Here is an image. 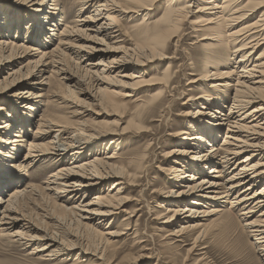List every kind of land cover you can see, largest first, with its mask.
<instances>
[{
  "label": "bare ground",
  "instance_id": "obj_1",
  "mask_svg": "<svg viewBox=\"0 0 264 264\" xmlns=\"http://www.w3.org/2000/svg\"><path fill=\"white\" fill-rule=\"evenodd\" d=\"M155 1L158 0L146 5L149 11L148 15H151L150 11H152ZM168 1H170V7L165 10L162 20L154 24V31L159 32L161 29H166L165 32H167L176 28L180 20V16L177 14L179 11L184 12V18L188 17L189 14L193 16L199 13L205 14L196 21L199 25L209 27L211 31V34H204L206 36L200 39V41H209V44H206L207 49H205L208 60L205 61L204 65L207 68L216 62L218 67L224 70L220 76L216 77L220 79L219 81L224 82L225 79L230 78L237 80L235 85H232L231 81L214 84L212 86L215 88L213 94L207 95L206 98L203 97V103H201L203 106L197 112V120L191 126V130L178 132L188 144H184L183 147L175 149L171 153L176 159L173 163L179 165L180 168L176 170V186L167 194L168 200H166V203L170 205L168 211L173 212L172 218L179 219L182 224H180L179 229L181 234H178L177 237L204 228L205 222H208L210 217L218 212L216 210H200L199 207L204 209L208 203L217 207L229 203L233 212H241L242 224L244 223L242 227L251 239L252 246L259 258L264 261V147L258 142L262 140L261 135L255 132L260 126V121L264 118V100L260 98V91L263 90L262 85L264 84L262 54L252 66H248L255 52L261 47L260 40L264 41V14L259 16L255 22L247 23L248 19L254 15L253 11L262 7V4L255 0H248L245 5H242L241 0H223L222 2H218L219 0ZM61 4L62 0H41L38 4L34 3L36 9L24 14L23 20L17 16L23 13L19 11L24 10V7L18 9L13 7L0 8V14H6V18L16 17L13 18L15 21L17 19L22 21L21 24H16L15 28H11L7 25V21H1L8 19L0 18V57L5 56V59L0 61V68L3 70L4 67H11L7 63L17 65L25 59L39 56V59L33 62V68L28 67V64L22 65L18 71L9 73L10 79H5L6 87L4 88L7 97L0 100V229L4 226L16 225L17 222L22 221L23 225L13 231L10 237L21 243L25 241L27 242L26 245L36 244L38 247L35 249V253L47 252L43 254V257L46 258L41 257V259H58L60 256L68 259L77 255L85 258L88 251L81 250V254H77L76 245L78 244L74 246L73 244L69 245V243L65 244V241L59 242L55 235L45 234L41 238H36L29 234L31 231H38V228L24 216L23 208L29 202L28 195H36L38 190L27 187L28 190L20 186V181L14 179L11 168H5L6 164H10L11 160L14 159V155L16 156L21 152L20 145L26 144L28 146L22 162H31L25 166L21 162L18 166L26 173L39 157L52 155L56 161L60 157V159L65 158L73 151L70 166L59 169L52 176L54 181L48 183L45 190L53 191L55 194L70 195L69 199L77 200V202L80 198H86L88 194L100 192L103 183L114 176L118 177L122 171L121 168L114 165L118 159L116 152H113L112 155L104 153L102 156L100 154L102 157H99L97 156L98 153H94L96 150L92 149L98 144L97 142L104 139L105 134L100 135L98 132L89 130L83 135L80 131L85 130L81 128L76 130L77 132L74 130L71 132L68 126L63 124L61 118L56 114L52 115L51 105L47 113L43 114L40 120H37V130L32 137L33 139L27 141L29 136L25 131L27 126L32 125L29 120L30 116H28L30 113L26 115V112L21 109L29 112L36 111L34 106L36 103L38 105L43 104L46 96L35 92L41 91L46 86L50 87L55 79L57 80L55 82L64 81L79 91L85 77L88 78L87 75L89 78L90 76L94 78L95 89L93 91L95 93L93 95L88 94L84 90H80L79 93L85 97L88 96L93 103L100 105L104 101L100 98L103 92L97 88V82L110 80L119 84L116 81L118 78L128 80L132 77H141L143 75L141 67L145 66L137 59V52H139L137 47H125L126 34L131 35V33L129 29L124 31L121 23L130 14L142 10L137 0H133L131 3H124L120 0H75V5L79 6L81 12L91 9V13L81 19H76L72 24H66L65 20H61L64 23L61 22L58 25L53 20L52 15L56 10L59 11ZM70 12L71 10H69ZM250 14L252 15L250 16ZM145 20L146 18L138 26L142 25ZM48 21L53 22L51 23L52 28L49 29V32L53 33L51 38H59V44L54 48H51L52 44L48 40L50 35L45 32V24ZM60 25L62 26L61 29ZM238 25L241 27L233 31ZM24 28L27 29L25 35ZM14 33L16 39L24 36L28 39L26 43L31 42L39 45L41 41H45L47 47H28L24 44L18 46L4 40V37L11 36V34L15 35ZM168 33L170 36L173 35L171 31ZM74 43H80V45H74ZM49 44L51 46H48ZM67 52H70L69 54L75 60L74 63L76 62L75 64L79 65L81 72L84 73L85 76L80 75L82 79L65 68ZM111 53L117 54V56L110 59ZM96 56H100V60L92 61L91 59ZM234 57H239V59L236 65L232 66ZM203 60L202 58L195 64L201 65ZM84 64L86 65L83 67ZM224 67L227 68L224 69ZM229 67L235 69H229ZM226 69L230 71H226ZM204 77L203 81L207 82L210 77L209 73L205 74ZM234 86L237 87L235 88V95L231 100H227L228 97L224 96L223 91L228 92L230 87ZM10 88L11 91L8 92ZM14 89H19L15 95H13ZM59 93L56 90L53 91L49 98L51 103L69 106L71 100L60 96ZM256 101L263 102V104L249 109V106ZM19 104L22 105V108ZM73 104H75V111L71 113V116L83 120L86 113L90 111L84 109L87 108V104L81 100L77 103L72 102ZM14 128H17V131H14L13 134ZM224 128H227L224 140L219 145L217 142ZM244 133L247 134L244 136L246 141L242 139ZM54 134L57 135L51 137ZM62 134L67 136L61 138ZM187 134H190L188 135L189 138H185ZM82 135L87 140L74 144L76 138ZM46 138L52 140L48 144L45 143L47 148L42 143H37ZM117 142L118 139H113L114 145ZM206 145L208 146L207 149L203 150ZM104 146L107 147L108 145H101V148ZM200 150L201 152H199ZM246 154L248 155L244 157ZM209 166L208 176L203 177ZM184 170L187 172L192 170L193 172L189 174ZM120 179L113 183L107 198L104 199L96 194L84 205H82L83 202L80 204L83 207L80 211L86 214L85 217L81 216L80 218L87 220L86 223H81L82 221L79 220L84 225V230L92 231L98 236V232L90 224L102 225V222L114 215L116 208L114 209L112 205L108 204L106 199L112 201L124 189L126 180ZM179 181L181 183H177ZM14 185L17 187L8 193L7 197H2L4 192ZM51 185L55 186L51 187ZM178 187L181 188L178 189ZM123 202L120 201L119 205ZM75 209L78 210L79 208L76 207ZM228 222L229 226H233V218L230 217ZM29 224L32 225L29 226ZM25 227L27 230H22ZM202 235L199 234L195 242ZM106 241L109 242L110 240L106 239Z\"/></svg>",
  "mask_w": 264,
  "mask_h": 264
},
{
  "label": "rangeland",
  "instance_id": "obj_2",
  "mask_svg": "<svg viewBox=\"0 0 264 264\" xmlns=\"http://www.w3.org/2000/svg\"><path fill=\"white\" fill-rule=\"evenodd\" d=\"M40 1L0 0V8L13 7L18 9L24 7V10L19 11L23 13L17 16L23 20L24 14L36 9L34 3L38 4ZM120 1L124 3L133 2V0ZM153 1L137 0L142 10L130 14L124 21H121L124 31L129 29L131 33V35L126 34L125 47H137L139 49L137 59L145 64L144 67H141L143 70L141 77H132L128 80L118 78L116 81L119 84L110 80L97 82V88L103 92L100 98L104 101L100 105L93 103L88 96L85 97V95L79 93L80 90L92 95L95 93L93 91L95 89L93 77L90 76L89 78V75H87L88 78L85 77L84 84H81L79 91L64 81L55 82V79L50 87L46 86L41 91L35 92L46 96V99L42 102L43 104L38 105L36 103V106H34L36 111H31V113L21 109L26 112V115L30 113L28 115L30 118H28L32 125L27 126L25 131L29 136L27 141L33 139L32 137L37 130L36 122L41 119L43 114L47 113L50 105L52 115L56 114L61 118L63 124L67 125L71 132L81 128L85 130L80 131L83 135L89 130L98 132L100 135L105 134L103 140L96 141L98 143L96 146L100 148L94 146L92 149L96 150L94 153H98L97 156L99 157H102L104 153L112 155L113 152H116L118 159L114 162V165L121 168L122 174L118 177L114 176L103 183L100 192L88 194L86 198H80L77 202V200L69 199L70 195L55 194L53 191L45 190L48 183L54 181L52 176L59 169L70 166L73 151L65 158L60 159V157L56 161H54L52 155L39 157L26 173L18 167L28 148L26 144H21V152L16 156L14 155V159L11 160L10 164L5 166V168H11L14 179L20 181V186L28 190L27 187H33L39 192H36V195L29 194L27 197L29 202L23 208L24 216L38 228V231H31L29 234L36 238H41L45 234L55 235L58 237L59 242L65 241V244L69 243V245L73 244L74 246L78 244L76 245L78 248L77 254H81V250L88 251V254L85 255V258L77 255L68 259L63 258V256L58 259H41V257L46 258L43 257V254L47 252L35 253V249L38 247L36 244L26 245L27 242L22 241L21 243L10 237L13 231L23 225V222L19 221L16 225H8L0 229V264H264L242 227L244 223L242 224L241 212H233L229 203H224L220 207L211 206L209 203L208 205L204 204L207 206L204 209L199 207L200 210H216L218 212L213 214L208 222H205L206 226L204 228L177 237L178 234H181L179 231L181 222H179V219L172 218L173 212L168 211L170 205L166 203V200H168L167 194L176 186V170L180 168L179 165L173 163L176 159L171 153L175 149L183 147L184 144H188L178 132H189L191 130V126L197 120V112L203 106L201 105L203 97L206 98L207 95L213 94L215 88L212 86L214 84L231 81L230 83L235 85L237 80L236 78H230L225 79L224 82L219 81L220 79L216 77L220 76L224 70L219 68L216 62L214 65H210L212 67L206 68V65H204L205 61L208 60L205 49H207L206 44H209V41H200V39L211 34V31L209 27L199 25L196 21L205 14L199 13L194 16L189 14L188 17L184 18V12L179 11L177 14H179L180 20L176 28L167 32H165L166 29H161L157 32L154 31V24L162 20L165 10L170 7V1H155L152 11H150L151 15H148L149 11L146 5ZM222 1L219 0L218 2ZM255 1L261 2L262 7L253 11L254 15L250 14L252 16L248 19V24L255 22L259 16L264 14V0ZM241 2L242 5H245L248 0H241ZM69 10H71L70 13ZM7 13L9 15V12ZM89 13H91V9L81 12L79 6L75 5V0H62L59 11L56 10L52 16L58 25L64 20L66 24H72L76 19H81ZM2 17L6 18L7 15L2 13L0 18ZM13 18L16 17H9L6 18L8 20L1 21H7V25L11 28H15L22 23V21H18V19L15 21ZM144 18H146L145 22L138 26ZM51 23L53 22L48 21L45 24V32L50 35L48 40L52 44V46L50 44L48 46L54 48L59 44V38H51L53 34L49 32V29L52 28ZM240 27L241 25H238L233 31ZM25 31L27 29L24 28V35L27 33ZM170 31L173 33L171 36L168 33ZM4 40L18 46L24 44L28 47H47L45 41H41L40 45L31 42L26 43L28 40L26 37L21 36L16 39V34L6 36ZM260 41L261 47L255 52L248 66H252L261 54V60L264 62V41ZM74 45H80V43H74ZM69 53L67 52L65 55L67 61L65 62V68L79 79H82L81 76L85 75L81 72L79 65L77 66L76 62L74 63L75 60ZM116 56L117 54L111 53L109 58L113 59ZM100 58V56H96L91 60L96 62ZM202 58L204 59L203 63L196 65L195 63ZM3 59H5V56L0 61ZM37 59H39V56L25 59L17 65L7 63L11 67H4L3 70L0 68V100L7 97L4 88L6 87L5 79H10L9 73L18 71L22 65L28 64V67L33 68V62ZM238 59L239 57H234L232 66L236 65ZM222 61L224 62V60ZM229 69L235 68L229 67ZM229 69H226V71H230ZM208 73L210 77L207 82H204V76ZM262 86L263 90L260 91V98L264 100V84ZM235 88L237 87H230L228 92L223 91L224 96L228 97L227 100L234 97ZM240 89L243 90V88ZM18 90L14 89L13 95ZM55 90L58 93L60 92V96L71 100L69 106L51 103L49 98ZM9 91H11V88ZM127 95L128 97H126ZM80 100L87 104V108L84 109L90 110L86 113L88 116L85 115L83 120L71 116V113L75 111V104L72 105V102L77 103ZM261 104L263 102L256 101V103L249 106V109ZM19 106L22 105L19 104ZM226 129L224 128V131L221 132L217 144L220 145L223 142ZM14 131H17V128L13 129V134ZM255 132L261 135L262 140L258 142L264 147V118L260 121V126ZM171 133L175 135H169ZM55 135L57 134L51 137ZM83 135L77 137L78 139L76 138L75 143H73L85 142L87 139ZM188 135L190 134H187L185 138H189ZM246 135L244 133L242 136L244 141H246V137H244ZM66 136L62 134L61 138ZM113 139H118L117 144H113ZM51 141V138H46L37 143L45 145V143L48 144ZM106 144L107 147L101 148V145ZM45 146L47 148V145ZM207 147L206 145L203 150H206ZM247 155H244V157ZM94 157L96 156L94 155ZM29 162H22V165H28ZM209 168L210 166L204 172L203 177L208 176ZM192 172V170H188L187 173ZM120 178L127 181H125L126 185L123 186L124 189L112 201L106 199L108 204L112 205L114 209L116 208L114 217L112 216L107 221L102 222V225L90 224L96 229L98 236L92 231L84 230V225L81 223H86L87 220H81L80 218L86 215L80 211L83 208L80 204L83 202L82 205H84L96 194L104 199L107 198L109 189L111 190L113 183L121 180ZM177 183H181V181ZM54 186L51 185V187ZM16 187L14 185L7 189L2 197H7L8 193ZM30 197L32 198L30 199ZM120 201L125 203L119 205ZM74 207L79 209L76 210ZM230 217L234 220L233 226H229L228 219ZM32 224H29V226ZM26 228L22 230H27ZM202 231L204 232L203 235ZM199 234L202 237L195 242ZM112 236L115 237L112 238ZM106 239L110 241L107 242Z\"/></svg>",
  "mask_w": 264,
  "mask_h": 264
}]
</instances>
